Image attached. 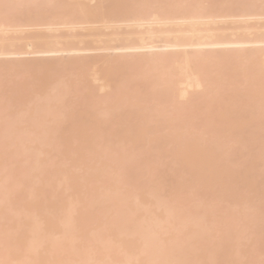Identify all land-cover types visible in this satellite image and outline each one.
<instances>
[{
  "label": "bare ground",
  "instance_id": "bare-ground-1",
  "mask_svg": "<svg viewBox=\"0 0 264 264\" xmlns=\"http://www.w3.org/2000/svg\"><path fill=\"white\" fill-rule=\"evenodd\" d=\"M2 1L0 76L7 69L32 62L26 66L31 70V80L18 85L16 91L0 102V120L7 122L4 118L10 114L11 122V108L33 103L35 97L32 94L24 97L23 91L37 86L35 81L42 77L46 78L44 84L48 83L46 89L51 93L62 84L58 94L53 91L51 95L54 102L48 104L47 100L43 104L44 114L56 118L61 116L59 102L66 94H73L76 105L88 99L85 93L90 96L89 83L98 85L101 91L108 89L107 99L115 104L107 108L111 111L105 110L101 115L94 105L92 108L87 103L83 114L88 125L81 123V116L70 124L76 106L65 111V120L70 125L63 128L56 142L67 145L75 138L77 148L83 149L75 154L84 159L86 150L93 148V135L103 130V124L111 125L128 114L122 107L124 101L137 103L147 95L146 99L167 103L172 109L168 113L156 109L134 116V127L104 128L105 145L115 140L123 148L131 144L148 149L137 157L127 155L124 152L127 149L119 147L122 150L116 151L113 154L116 158H112L120 164L104 161L99 171L96 166L92 167L94 172L89 170L92 174L84 170L89 169L93 159H89L88 167L80 165H86L87 161L76 160L73 163H78L76 167H86L82 172L90 180L88 191L82 190L77 182L84 177L63 172L61 161L56 162L51 175L41 176L46 157L37 158L39 155L34 154L21 158L20 163L29 164L25 168L17 166L11 176L13 183H8L6 177L0 178V202L9 201L7 208L13 212L12 204L24 202L27 196L41 199L25 201L26 211L21 216L11 215L0 204V220L12 222L8 228L11 232L0 224V243L5 245L9 241L8 247L12 246L6 257H0V264H264V176H261L264 172L260 174V170L264 171V0H40V5L39 0H30L26 2L29 6L25 4L15 13L13 6L2 8ZM37 2L42 9L34 12ZM52 70L56 75L48 79L47 72ZM63 71L81 76L83 81L59 82L56 77ZM234 74L249 78L254 90L237 85L221 90L218 80ZM112 80L135 82L144 90L114 93ZM162 85L173 89L163 93L158 89ZM182 88L197 95L185 93ZM242 106L251 108L241 110ZM15 113L12 119L16 118ZM166 115L174 122L169 127L163 125L166 120L159 119ZM32 116L23 122L31 121ZM152 120H155L153 127L146 124ZM25 127L18 129L28 130ZM161 127L168 128L171 137L175 136L174 139L168 136L172 141L169 148L165 145L168 131L165 135ZM186 127L191 130L189 137L182 138L185 134L180 130ZM162 132L164 136L160 135ZM173 132H178L180 138ZM194 134L197 136L193 137ZM10 144L3 142L0 148ZM38 150L40 155L46 154L45 150ZM4 151L0 152V159ZM251 151L255 154H250ZM167 160L172 166L166 167ZM111 164L115 165L114 170L110 169ZM6 166L5 161L2 168ZM33 169L36 172L31 175ZM110 171L118 176L123 172L129 174H123V181L143 182L133 184L134 190L124 192L121 199H111L118 188H113L117 185L113 176L110 178ZM60 173L63 186L54 178ZM27 178L37 180H31L35 185L26 193L24 183L30 180ZM111 187L113 191L109 190ZM101 188L106 193L100 192ZM104 196L106 199L109 196V202ZM88 197L93 199L90 206L96 208L100 217L93 213L79 215L84 214L82 201ZM79 202L83 211L80 209L81 213L76 212L75 217L72 213ZM108 207L110 216L108 212L106 215L108 209L103 210L105 213L100 211ZM40 211H48L56 218L51 220ZM85 218L92 219L91 238L82 233L86 230ZM75 223H81L78 229ZM105 224L108 229H104ZM57 227L62 228L58 239L53 237ZM94 233L98 235L95 237ZM74 242H78V250L70 253L68 248ZM41 246L45 251L37 252ZM242 247L249 251L241 255L238 250Z\"/></svg>",
  "mask_w": 264,
  "mask_h": 264
},
{
  "label": "rangeland",
  "instance_id": "rangeland-1",
  "mask_svg": "<svg viewBox=\"0 0 264 264\" xmlns=\"http://www.w3.org/2000/svg\"><path fill=\"white\" fill-rule=\"evenodd\" d=\"M23 3H22V2ZM27 1H29V3H30V0H26L25 2L23 1V0H4V1H2L1 2V4H2V8H4V9H6V7H8V9H10V6H11V9H12V6L13 7H15V9H13L14 10V13H15V11H17V10H19V9H21V8H23V7H25V4H26V2ZM38 1V0H37ZM42 1V0H41ZM63 1V0H62ZM4 2V3H3ZM17 2H20V3H17ZM33 2V1H32ZM36 1H34V3H35ZM39 2V5H40V0L38 1ZM38 2H37V5H36V7L37 8H34L33 9V11L34 12H36V9H37V12H39L40 10V8H41V6H39L38 5ZM17 3V4H16ZM21 3H22V5H21ZM20 4V5H19ZM16 5H18V6H16ZM27 5V4H26ZM3 6H5V7H3ZM27 6H29V5H27ZM31 6V5H30ZM18 7H20V8H18ZM18 8V9H17ZM39 8V9H38ZM42 9V8H41ZM12 12V11H11ZM13 14V13H12ZM38 56V55H37ZM39 57V56H38ZM41 57V56H40ZM7 58H9V56L7 57ZM11 58H13V57H11ZM6 60V59H5ZM6 62H9V63H12V62H14V61H9V60H6ZM31 62H32V60H30V61H28L26 64H24V67H20V66H17V67H15V68H13V70H10V69H7L8 71H5L4 73H2L1 74V76H0V102L4 99L5 100V98L9 95V94H12L14 91H16V88H17V86L18 85H20V84H23V83H26V82H28V81H30L31 80V78H29V76H30V73H31V70H28L29 68H27L26 66H28V65H30L31 64ZM133 72V71H132ZM40 75V73H38L37 74V76H39ZM56 75V73H54V71L52 70V72H47V76H48V79H53V77ZM50 76V77H49ZM113 76V75H112ZM57 79H60L59 80V82L60 81H62V80H65V81H68V82H73V83H80V82H82L83 81V78L81 77V76H74V75H72V74H69L67 71L66 72H62V73H60L59 75H57V77H56ZM166 77H163L162 79H165ZM113 79V78H112ZM45 80H46V78L45 77H42V78H40L39 80H37V81H35V83L37 84V86H35V87H33V88H31L30 90H27V91H23V93H24V97H26L27 96V94H32L35 98H33V103L32 104H30V105H28L27 107H25V105H27V104H24V106H20L19 105V107H14V108H11V110H12V113L14 112H16L15 114L17 115V116H15L16 118H11V117H14V115L11 113V117H10V120H12L11 122L8 120V116H10V114L9 115H7L4 119L5 120H7V122L6 121H4V120H0V146H1V144L3 143V142H10L11 144L8 146V147H6V148H0V152L2 151L3 152V149L5 150L4 152H5V154H4V156H3V158H1L0 159V178H2V179H5V177L7 178V179H10V181L9 180H7L6 179V181L8 182V183H13V181H14V177H11L15 172H16V169H17V166H19L20 165V167L22 166V167H26L27 166V164H29V162H22V163H20V159L21 158H25L26 156H32V155H34V154H36L35 156H38L37 158H41V157H46V160H45V163H43L42 164V166H41V169H42V171H43V173H42V175L41 176H43L44 174H46V175H51V173H52V168L54 167V165L56 164V162H58V161H61L62 162V170H63V172H65L66 174H68L69 172H73L74 174L76 173V174H78L79 173V175H80V177L82 176V177H84V178H79L78 180H77V182H79L80 183V185H81V189L82 190H86L87 188H88V186H90V185H88L89 183H90V180L88 181L87 180V178H89L88 176H87V178L85 177L87 174H85L84 172H86V173H90V174H92L94 171L92 170V167L93 168H96L97 167V170L96 171H99L98 169V167L100 166V164L102 165L103 163H113V162H115L114 160H113V158L115 157L113 154H115L116 155V151H118L120 148L119 147H122V145L123 144H121V146H119L118 145V142H116L115 140H114V142H112L113 140H111L110 141V144H109V142L107 143L108 145H105L104 143H102L103 141H102V138H103V130H104V128H115L116 130H119V129H121V128H125V127H128V125H131V126H133V121H135V119L133 118L134 116H137V115H141V114H146V112H148L149 110H151V111H149V112H152L153 110H156V109H162V110H165V112H166V110H167V113H168V111H170L172 108H170L168 105H167V103L166 104H164V103H160L159 101L158 102H155V101H152L150 98V100L147 98L146 99V96L144 97V99H141V100H139L137 103H131V102H129V100H127V101H124V103H122V107H123V110L126 112V113H128L126 116L124 115V117L126 118H122L121 117V119L120 120H114L113 122H112V124L111 125H106V124H103V130L102 131H99V132H97V133H95L94 135H93V137H94V142H93V148L91 149V148H89V149H87L86 150V158H87V160H85V157H83L84 159H81V158H79L78 157V155H76L75 153H76V151H79L80 149H81V151L83 152V149H82V147L81 148H77V141H76V139L75 138H71V140H70V142L67 144V145H59V143L58 142H56V138H57V136L59 135V133L63 130V128H65L66 126H69L70 124L72 125V124H75L74 123V120L77 118V116H81L82 117V121H81V123L83 122L84 124H86V125H88L89 124V122L87 121V122H85L86 121V117H85V115L83 114V112L86 110V108H87V103H90L91 104V106H92V108H93V105L95 106V109L97 110V112H98V114H100L101 113V115H102V112L104 113V111L105 110H107V108H109L110 106H112V105H114L115 104V101L113 102L112 100H108L107 98H108V94H109V91H107L108 89H103L102 91L98 88V85H93V83H89V86H90V88L89 89H87V92H89V95L90 96H88L87 95V93H85L86 94V96H85V98H88V99H84V100H82L81 101V103L80 104H76V105H73V94H66L64 97H62L61 99H62V101L60 100V102L59 103H61L62 104V108H61V116H60V114H59V116L60 117H57L56 118V115L55 116H50L48 113L47 114H44V111H45V113H46V110H43V104L48 100V104L52 101V102H54V100H52V98H51V95H52V93H53V91L54 92H56L55 90H52V89H55L56 87L58 88V91H59V88L60 87H62V84L61 83H59V82H57L58 83V85L59 84H61V86L59 85V86H56V87H54V88H52L51 90H52V93L50 92V89L48 88V89H46V86L48 85V83H45L44 84V82H45ZM90 82V81H89ZM92 84V85H91ZM111 84L114 86V90H113V92L115 93V91H116V93L117 92H122V93H128V92H132L134 89H137V91L138 92H143V90H144V87L143 86H139L138 87V84H135V82H132V83H130V84H125V82L124 83H121L120 81H114V80H112L111 81ZM56 85V84H55ZM78 85V84H77ZM218 85L220 86V88H221V90H228V88H231L232 86H247L250 90L252 89V90H254V87L249 83V78H245L244 76H241V75H238V74H234L232 77H230L229 79H219L218 80ZM99 89V90H98ZM159 89V91H162L163 93H166V92H170L172 89H173V87L171 86H168V85H162L161 87H159L158 88ZM183 89V91L185 92V93H190V94H194V96H196L197 95V93L196 92H190L189 90H186V89H184V88H182ZM45 91H46V93H49L48 94V96H47V94H44L45 93ZM58 91H57V94H58ZM161 92V93H162ZM44 94V95H43ZM54 94V93H53ZM56 94V95H57ZM46 95V96H45ZM44 96V97H43ZM42 98H46V100L44 101V100H42ZM192 99H195L196 97H191ZM40 99V100H39ZM50 99V100H49ZM35 102V103H34ZM154 102V103H153ZM114 103V104H113ZM36 105V107L38 106L39 108H34V106L33 105ZM45 104H47V103H45ZM44 104V105H45ZM30 106V107H29ZM40 106H42V107H40ZM73 106H76V109L77 110H74L75 111V113H76V115L74 114L73 115V117H71V120L69 121L70 122V124H68L69 122H67L66 120V118H65V114H66V112L65 111H67L68 109H70L71 107H73ZM40 108H41V112H37V110L39 109L40 110ZM170 108V109H169ZM241 108V110H243V109H246L247 110V108H251V107H246V106H242V107H240ZM23 110L21 113H19L20 112V110ZM27 109V110H26ZM35 109V110H34ZM16 110V111H15ZM1 111H2V109L0 108V115H1ZM35 112V113H33V112ZM62 111L64 112V113H62ZM74 111H73V113H74ZM107 111H111V109L110 110H107ZM19 113V115H18V113ZM48 112V111H47ZM106 113V112H105ZM32 114H33V116H32ZM63 114V115H62ZM107 114H111V113H108L107 112ZM106 114V115H107ZM32 116L31 118H29L31 121H27V122H23V120H25L24 118H28V116ZM47 115V116H46ZM170 115V114H169ZM163 116H165V115H163ZM167 117L165 118L164 117V119H162V117L161 118H159L160 120H162V122H164L165 120H166V122L165 123H163V125L165 124L166 126H168L169 127V125H171V124H173L174 122L171 120V117H169L168 115H166ZM102 117H104V115L102 116ZM107 117H108V115H107ZM132 117V119H134V120H131L130 118ZM169 117V118H168ZM106 118V117H105ZM66 119V120H65ZM130 121H129V120ZM153 119H155L156 121H158L159 119H156V118H153ZM21 120H22V122H21ZM27 120V119H26ZM25 120V121H26ZM128 120V121H127ZM155 120H152V121H150L151 123H146V124H149V126L151 125V124H154V122H155ZM159 120V121H160ZM2 121H4L7 125H4V123L2 122ZM10 125H9V124ZM79 123V122H78ZM136 123H137V121H136ZM135 123V124H136ZM134 124V125H135ZM29 125V126H28ZM155 125V124H154ZM163 125H162V127H163ZM8 127V129H7V127L3 130V128L4 127ZM11 128H10V127ZM21 126H27V127H25V128H27L28 130H23V131H21L20 129H18L19 127H21ZM152 126V125H151ZM71 127V126H70ZM134 127V126H133ZM153 127V126H152ZM161 127V131H168V135H166L167 134V131H166V133H165V140L167 141V143H165V145H166V147H171V140H168L169 139V137L168 136H170V135H172V133H170L169 134V131L170 130H168V128L165 130H162L163 128ZM165 127V126H164ZM18 129V130H17ZM184 129H186V130H184ZM188 130H189V132L191 131L190 130V128H183V130H180V133H182V134H185L184 136L183 135H181V137L182 138H184L186 135H187V137H189L188 136ZM160 131V132H161ZM177 131V130H176ZM182 131V132H181ZM193 131V130H192ZM11 132V133H10ZM178 132H179V130H178ZM177 132V133H178ZM187 132V133H186ZM176 133V134H177ZM191 133H193V132H191ZM189 134L190 136H192V134ZM196 133V132H195ZM164 133L162 132L160 135L161 136H164L163 135ZM173 134L174 135H176L175 134V132H173ZM198 134V133H197ZM197 134H194L193 135V137L194 136H197ZM173 135V136H174ZM35 137V139L34 140H31L30 138L31 137ZM176 136H178L179 137V135H176ZM171 137V136H170ZM175 138V136L174 137H171V139H174ZM180 138V137H179ZM179 138H176V139H179ZM175 139V140H176ZM169 141V142H168ZM171 141V142H170ZM117 144V145H116ZM168 144V145H167ZM124 146V145H123ZM164 147V146H163ZM38 148H40L41 150H45L46 151V154H42V155H40V153L38 152L39 150H38ZM122 149H127L126 151H124V152H126L127 153V155H130V156H132V155H135V156H137V155H144L145 153H146V150L148 149V147L146 146V148L145 147H142V148H135V147H133V145H126V147L125 148H123L122 147ZM122 149H120V150H122ZM256 150V149H255ZM123 151H119V152H123ZM123 152V153H124ZM252 152V153H251ZM251 152H249L250 154H255V153H257L258 151L256 150V152L254 153L253 151H251ZM125 153V154H126ZM38 154V155H37ZM113 155V156H112ZM127 155H126V158H127ZM32 157H34V156H32ZM113 157V158H112ZM138 157V156H137ZM141 157V156H140ZM116 158V157H115ZM89 159H93L92 161H91V164H90V161H89ZM164 159V158H163ZM76 160H78V161H76ZM81 160H84L85 162H86V165H85V163H80V165L82 166L83 164H84V166H86V167H88L87 165H89L90 164V166H89V169L87 170V168L86 167H84L83 166V169H82V167H76V166H78V163L77 164H73V163H75V161L76 162H80ZM159 160H162V159H159ZM159 160H157V161H159ZM6 161V164H8V166H6L7 168L5 169L4 167L2 168V166L4 165V162ZM94 161V162H93ZM98 161V162H97ZM104 161H106V162H104ZM163 161V160H162ZM162 161L160 162L161 164H162ZM89 162V164H87ZM102 162V163H101ZM165 162V161H164ZM167 163H165L166 165V167H168L169 165L170 166H172L170 163H169V160H167L166 161ZM59 163V162H58ZM72 163V164H71ZM92 163H95V165H92ZM109 163V164H110ZM116 164H118L119 163V161H116L115 162ZM114 163V164H115ZM169 163V164H168ZM120 164V163H119ZM118 164V165H119ZM112 165V164H111ZM111 165H109V166H111ZM174 165V164H173ZM29 166V165H28ZM73 166H75V167H73ZM96 166V167H95ZM113 167L112 168H110L111 170L113 169L114 170V167H115V165H112ZM90 167H91V169H90ZM101 167V166H100ZM86 168V171L84 170ZM109 168V167H108ZM84 170V172H82ZM89 170L90 171H93L92 173L91 172H89ZM109 170V169H108ZM260 170V169H259ZM34 172H36V170H32V172H31V175L34 173ZM111 173H112V175L111 174H109L110 175V178H111V176H113V181L114 180H116V185H117V187H113V188H118V193H116L115 191H113V188L111 187V189L109 188V190L111 191H113L115 194H113V196L112 197H110L111 199H114L113 197H115V200L117 199H121V196L123 195V193L124 192H132L134 189V185L133 184H136L137 182V184L139 185V183L140 182H143V181H137L136 183H131V182H127V180L125 181H123V174H124V172L123 173H121L122 174V176L120 175V176H118V175H115L114 173H113V171H110ZM264 171H261L260 170V174L261 173H263ZM81 173L82 174H85L84 176L83 175H81ZM107 173H109V172H107ZM26 173H24V175H25ZM28 174V173H27ZM26 174V175H27ZM105 174H106V171H105ZM120 174V173H119ZM126 174V173H125ZM124 174V175H125ZM78 175V176H79ZM104 175V174H103ZM127 176L129 175V174H126ZM21 176H23V175H21ZM28 176L30 177V175L28 174ZM27 176V177H28ZM105 176V175H104ZM108 176V175H107ZM127 176H126V178H127ZM261 176H264V174H262ZM61 173L59 174V175H56V176H54V178H56L55 180H56V182H58L59 183V185H61V186H63V181H61L60 179H61ZM103 178V177H102ZM109 178V179H110ZM115 178V179H114ZM27 179H30L29 181L27 180H25V182L26 183H24V184H26V193H27V191L28 190H30V186L33 184V185H35L34 184V182L37 180V178H27ZM105 180H107L106 179V177L104 178ZM13 180V181H12ZM31 180H35L34 182L33 181H31ZM103 180V179H102ZM89 182V183H88ZM100 183V182H99ZM141 184V183H140ZM115 186V185H114ZM137 187V186H136ZM48 188V187H47ZM89 189V188H88ZM101 190H102V188L100 189V192H101ZM86 191H88V190H86ZM105 192L106 193V190H102V192ZM117 191V190H116ZM112 192V193H113ZM111 193V192H110ZM109 193V195H111ZM107 194H108V192H107ZM115 195V196H114ZM106 196V195H105ZM104 196V197H105ZM35 197H37L36 195H30V196H27L26 197V200L25 201H31V203L32 202H37V201H39L40 199H41V197L39 198H35ZM92 197V196H91ZM123 197V196H122ZM90 197H88V199L86 198V199H84V201H82L83 202V206H84V211L82 210V206H81V203H80V205H79V207L77 206V205H75V209H76V211H75V209L73 208V207H71L72 209H74V211L75 212H73V210L70 208V210H72V214H74L75 213V217H78V216H76V212H77V214L78 213H81V211H80V209L83 211V213L84 214H79V215H85V213L88 215V214H90V213H93V215H96V217H100L99 216V213H95V212H97L96 211V208H94L95 210H93V208H92V206H90L91 205V202H92V198L91 199H89ZM109 196H108V198L106 199V197L105 198H103V199H106V201H108L109 202ZM131 199H133L132 197H131ZM131 199H129V200H131ZM25 201L24 202H16L15 204H12V205H14V208H13V212H10V210L7 208V206H9L8 205V203H9V201H7V200H4V201H2V202H0V204L1 205H3V206H6V208L8 209V211L10 212V214L11 215H15V216H21L22 215V213L24 212V211H26V209H25ZM91 201V202H90ZM8 202V203H7ZM112 202V200L110 201V203ZM113 202H114V200H113ZM114 203H112V205H113ZM115 205H113V207H114ZM78 208V211H77V208ZM109 207L111 208V211L112 212H115V211H113L114 209H113V207H111V205H109ZM104 208V209H102L101 208V210L100 209H98V212H99V210L100 211H102V212H104L105 213V211H103V210H106V209H108V210H106V215H107V212H108V216H110L109 215V213L111 214L112 212H110V208ZM91 208V209H90ZM113 209V210H112ZM115 209H116V207H115ZM93 210V211H92ZM117 210V209H116ZM245 210H247L248 211V209H245ZM87 211V212H86ZM45 212V211H44ZM44 212H41L40 211V213H44ZM49 212L47 211V212H45L44 213V215H46L48 218H50L51 220H54L56 217L54 216V215H52V214H48ZM104 213H100V215L102 214V215H105ZM160 213H161V211H160ZM159 213V214H160ZM70 214H71V212H70ZM69 214V215H70ZM71 214V216H73ZM98 214V215H97ZM87 215H86V217H87ZM112 215V214H111ZM82 217V216H81ZM93 217H95V216H93ZM95 217V218H96ZM109 219H111V218H109ZM108 219V220H109ZM113 219V221H114V217L112 218ZM112 219L110 220V222L112 221ZM11 223L12 222H7V221H2V220H0V224H2V225H5V228L6 229H8V228H10L11 227ZM77 223H79V222H77ZM91 223H92V219H90V218H85V220H84V222H83V225L85 224V229L86 230H84L82 233H83V236L85 237V238H91V236L93 235H91V233H90V231H89V229H90V225H91ZM109 223V221H107V224ZM74 225H76V223L74 224ZM74 225H73V227H72V229L74 228ZM80 225H81V223L80 224H78V225H76V228H77V226H78V228L80 227ZM93 225V224H92ZM93 227V226H92ZM109 227V226H108ZM77 228V229H78ZM102 228V227H101ZM105 228H107V226H106V224L104 225V229ZM104 229L103 230H100V231H104ZM108 229V228H107ZM10 232L12 231V229H8ZM75 229H73L72 231H74ZM100 231H99V233H100ZM92 232V231H91ZM93 232H94V230H93ZM98 233V232H97ZM97 233H94V235L96 234V235H98ZM102 234H104V233H102ZM106 234V233H105ZM62 235V228L61 227H57V228H54V233H53V237L54 238H56V239H58V238H60V236ZM96 235H95V237H96ZM181 235V234H180ZM183 235V234H182ZM178 236H179V234H178ZM94 237V236H93ZM167 237V236H166ZM180 237V236H179ZM178 237V238H179ZM182 237H184V235L183 236H181V238ZM181 238H179V239H181ZM76 241H79V240H76ZM75 243V242H74ZM73 243V244H74ZM76 243H78V242H76ZM72 244V247H69L68 248V251L70 252V253H73L74 251H76V250H78V246L80 245V241H79V245L78 244ZM9 241H7L6 242V244L4 245V244H2V243H0V257H6L5 255L7 254V251L8 250H10L11 248H12V246L11 247H8L9 246ZM97 245H99L100 246V244H98V242H97ZM96 245V246H97ZM99 246H97V247H99ZM244 247H245V245H243ZM247 247V246H246ZM249 247V246H248ZM246 248V249H249V248ZM240 248H241V246H240ZM245 248L243 249V247H242V249H240V250H238L239 252L238 253H240L241 255L243 254V252L245 253H247L248 251L246 250ZM41 250H43V252L45 251V249H44V246H41V248L39 247L38 249H37V252H40ZM243 250H246V251H243ZM242 252V253H241ZM42 253V252H41ZM236 256V255H235ZM235 256H234V259H235ZM238 257H242V256H240V255H238ZM240 259V258H239ZM245 259V258H244ZM235 260H238V258H237V256H236V259ZM243 260V259H242Z\"/></svg>",
  "mask_w": 264,
  "mask_h": 264
}]
</instances>
